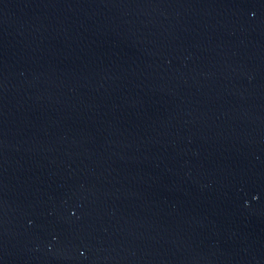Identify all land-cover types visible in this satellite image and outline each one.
Listing matches in <instances>:
<instances>
[{"label": "water", "instance_id": "water-1", "mask_svg": "<svg viewBox=\"0 0 264 264\" xmlns=\"http://www.w3.org/2000/svg\"><path fill=\"white\" fill-rule=\"evenodd\" d=\"M0 264H264V0H0Z\"/></svg>", "mask_w": 264, "mask_h": 264}]
</instances>
